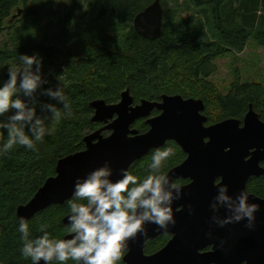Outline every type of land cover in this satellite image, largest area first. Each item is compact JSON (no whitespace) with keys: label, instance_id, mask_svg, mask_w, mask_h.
<instances>
[{"label":"trees","instance_id":"16d2710c","mask_svg":"<svg viewBox=\"0 0 264 264\" xmlns=\"http://www.w3.org/2000/svg\"><path fill=\"white\" fill-rule=\"evenodd\" d=\"M20 1L0 0V35L15 19L13 11ZM161 1L166 17L168 1ZM190 1L203 17H182L174 26L165 23L161 36L149 40L136 32L132 22L152 0H98L102 6L100 16L104 13L114 15L117 25H127L128 29L121 37L111 35L100 38L99 35L95 42L85 46L86 50H90L84 53L80 68H71V77L65 86L72 115L59 119L54 132L37 145L38 151L18 146L8 156L0 158V264H31L30 259H25L20 252L17 207L28 202L44 180L56 174L59 158L83 150L84 135L101 126V123L92 121L94 110L90 102L104 99L106 103H116L125 89L131 91L136 103L143 99L161 100L164 94H180L184 98L204 99L207 124L228 118L242 119L250 105L264 120L263 84L242 83L236 77L230 84V91L224 94L209 80L218 69L215 60L227 55L230 50H243L253 33L257 42L264 46V15H257L258 9L264 10V0ZM34 36L32 33L26 36L19 34L17 38L21 40V47L17 50L7 45L0 48V82L8 78L5 66L11 59L19 54H37V49L45 48L35 42ZM54 52L58 54V51ZM47 87L48 84H45L44 88ZM46 103L56 101L48 99ZM157 112L154 110L152 114ZM148 126L144 118L134 124V128L141 133L146 132ZM166 144L175 147V156L168 161L165 169L169 172L184 161L187 154L174 140ZM152 150L131 164L129 172L138 178L146 175ZM187 181L177 179L175 182L182 185ZM246 185L249 192L264 197L263 175L252 176ZM67 211L65 201L50 205L27 219L33 235H40L37 229L46 224L50 225L48 230L55 238H63L68 226L63 222ZM169 238L171 235L165 233L154 238L150 244L147 243L146 252L159 250ZM67 264L74 262L68 261Z\"/></svg>","mask_w":264,"mask_h":264},{"label":"water","instance_id":"95a60500","mask_svg":"<svg viewBox=\"0 0 264 264\" xmlns=\"http://www.w3.org/2000/svg\"><path fill=\"white\" fill-rule=\"evenodd\" d=\"M18 10L14 18L22 13V9ZM163 11L162 1L152 0L136 14V32L145 39H158L164 28ZM134 101L131 91L125 89L116 103H106L104 99L90 102L94 110L92 121L103 126L84 135L83 150L58 159L56 174L44 180L28 202L17 207L18 218L30 219L50 205L67 201L76 178L105 160L112 161V179L118 180L121 169L129 170L149 151L174 140L187 157L168 175L173 181L188 180L182 183V198L173 205L177 223L167 231L158 230L155 224L146 225L147 236L131 242L125 264H264V197L249 192L246 185L252 176H264V120L260 113L250 105L242 119L206 124L204 99L164 94L161 100ZM154 110L159 112L150 117ZM140 118H146L149 125L143 133L131 127ZM106 130H110L108 135L104 134ZM218 184H227L233 196L247 190L249 201L260 205L254 229L245 226L246 220L224 227L211 222L214 213L209 205ZM227 214L226 209H220L219 215ZM63 222L68 223L67 215ZM164 233L171 235L167 243L147 253V241ZM221 241H225L223 248Z\"/></svg>","mask_w":264,"mask_h":264},{"label":"clouds","instance_id":"9594fccd","mask_svg":"<svg viewBox=\"0 0 264 264\" xmlns=\"http://www.w3.org/2000/svg\"><path fill=\"white\" fill-rule=\"evenodd\" d=\"M257 15H264V10L258 9ZM42 69L43 58L39 54H19L16 66L8 69V78L0 82V158L18 146L38 151L37 145L51 134L50 120L72 115L64 86L60 82L54 88H44L49 81ZM39 95L56 103H42ZM174 156L173 145L153 149L147 174L142 178L121 169V178L113 180L111 160L77 177L72 196L66 201L68 238H55L46 224L37 229L40 235H33L29 220L19 217L21 255L31 264H124L131 242L147 236L146 225L155 224L158 230L167 231L177 223L173 205L182 198L183 188L165 170ZM216 188L217 194L209 205L214 213L211 222L224 227L246 220L245 226L254 229L261 207L249 201L247 190L233 196L227 184ZM222 208L226 209V216L219 215ZM188 209L191 213L192 206ZM224 244L221 241L220 247Z\"/></svg>","mask_w":264,"mask_h":264},{"label":"rangeland","instance_id":"374dc122","mask_svg":"<svg viewBox=\"0 0 264 264\" xmlns=\"http://www.w3.org/2000/svg\"><path fill=\"white\" fill-rule=\"evenodd\" d=\"M167 1L169 11L166 16L168 18L164 17V24L174 26L182 17L190 18L192 15H195V18L203 17L190 0ZM18 7L22 8L23 12L9 22L8 29L2 31L0 48L7 45L17 50L21 47V40L17 38L19 34L25 36L28 33L35 34V42L45 47V50L37 49L36 52L43 58L42 71L49 81L48 87L54 88L61 82L65 88L71 77V68H80L84 53L90 50V48L86 50L85 46L95 42L99 35L100 38L111 35L121 37L128 29L127 25L118 26L114 15L104 13L100 16L102 6L98 0H61L60 3H56L55 0H21L13 11L14 15L18 13ZM67 15H70L69 18H66ZM7 25L6 23V27ZM65 26L68 28L64 29ZM55 50L58 54H53ZM49 54L53 55L50 57ZM215 61L218 69L212 73L209 80L224 94L230 91V84L236 77H239L242 83L258 82L264 85V46L257 42L254 33L243 50H230L227 55ZM17 62L18 57L11 59L5 66L6 70L15 67ZM38 98L42 103L50 99L45 95H39ZM37 112L40 113L39 108ZM152 113L150 117L158 112ZM58 122L59 119H52L48 123L51 133L57 128ZM101 125L103 126L102 123ZM131 127L134 128V125ZM109 133L110 130L104 131L105 135ZM150 241L152 242L148 240L147 243L150 244Z\"/></svg>","mask_w":264,"mask_h":264},{"label":"bare ground","instance_id":"6f19581e","mask_svg":"<svg viewBox=\"0 0 264 264\" xmlns=\"http://www.w3.org/2000/svg\"><path fill=\"white\" fill-rule=\"evenodd\" d=\"M19 9H22V8H19ZM18 11H19V10H18ZM22 11H23V9H22ZM21 14H22V13H21ZM21 14H20V15H21ZM20 15H19V16H20ZM19 16H18V17H19ZM16 214H17V211H16ZM17 217H18V216H17ZM64 236H65V235H64Z\"/></svg>","mask_w":264,"mask_h":264},{"label":"flooded vegetation","instance_id":"af4514ba","mask_svg":"<svg viewBox=\"0 0 264 264\" xmlns=\"http://www.w3.org/2000/svg\"><path fill=\"white\" fill-rule=\"evenodd\" d=\"M263 161H264V160H263ZM263 161H262V162H263ZM261 164H262V163H261ZM152 240H153V239H152ZM125 263H126V262L124 261V264H125Z\"/></svg>","mask_w":264,"mask_h":264}]
</instances>
